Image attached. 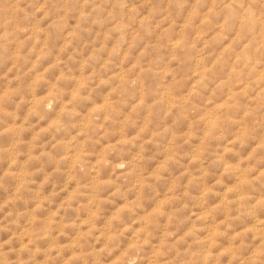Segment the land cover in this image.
<instances>
[{"label":"rangeland","instance_id":"rangeland-1","mask_svg":"<svg viewBox=\"0 0 264 264\" xmlns=\"http://www.w3.org/2000/svg\"><path fill=\"white\" fill-rule=\"evenodd\" d=\"M0 264H264V0H0Z\"/></svg>","mask_w":264,"mask_h":264}]
</instances>
